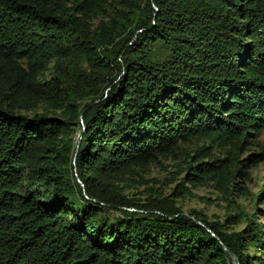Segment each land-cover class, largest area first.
Listing matches in <instances>:
<instances>
[{
  "label": "trees",
  "instance_id": "16d2710c",
  "mask_svg": "<svg viewBox=\"0 0 264 264\" xmlns=\"http://www.w3.org/2000/svg\"><path fill=\"white\" fill-rule=\"evenodd\" d=\"M263 131L262 0H0V264H264L253 219L120 190L180 142Z\"/></svg>",
  "mask_w": 264,
  "mask_h": 264
},
{
  "label": "rangeland",
  "instance_id": "374dc122",
  "mask_svg": "<svg viewBox=\"0 0 264 264\" xmlns=\"http://www.w3.org/2000/svg\"><path fill=\"white\" fill-rule=\"evenodd\" d=\"M104 21L110 22L109 17ZM96 25L97 21L91 29ZM153 52L161 55L160 48H154ZM76 64L77 73H84L85 59L77 60ZM54 68V63L48 65L42 79L49 80ZM48 110L39 105L27 112L20 111V114L32 117L49 114ZM78 133L75 128L73 145L79 141ZM214 161H217L214 167L209 166L213 172H202L204 166H198L201 162L210 164ZM120 188L139 205L165 200L173 202L185 215L191 211L200 212L209 222L222 225L226 232L246 229L247 220L253 219L264 234V131L259 136L253 134L245 138L240 144L203 137L180 142L171 152L135 168ZM259 254L255 248L248 249L250 257Z\"/></svg>",
  "mask_w": 264,
  "mask_h": 264
},
{
  "label": "water",
  "instance_id": "95a60500",
  "mask_svg": "<svg viewBox=\"0 0 264 264\" xmlns=\"http://www.w3.org/2000/svg\"><path fill=\"white\" fill-rule=\"evenodd\" d=\"M80 125L83 126V123H82V121H81V116H80ZM79 141H80V138H79ZM78 144H79V142L77 143L76 150L78 149ZM74 159H75V156H74L73 160H74ZM195 222H196L198 225L203 226L199 221H195ZM207 231L209 232L208 229H207ZM212 236H213L215 239H217V237H215L213 234H212ZM222 248H223V250L227 253L228 257L230 258V260H231V264H239V263H238V260L236 259V257H235L232 253H230V252L226 249L225 246H222Z\"/></svg>",
  "mask_w": 264,
  "mask_h": 264
}]
</instances>
